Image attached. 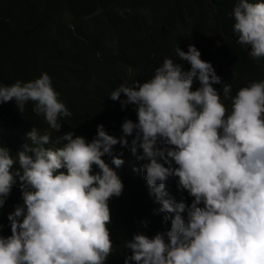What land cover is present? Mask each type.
<instances>
[{
	"label": "clouds",
	"instance_id": "1",
	"mask_svg": "<svg viewBox=\"0 0 264 264\" xmlns=\"http://www.w3.org/2000/svg\"><path fill=\"white\" fill-rule=\"evenodd\" d=\"M232 15L238 43L264 58V0H236ZM176 55L189 70L165 58L149 80L110 94L135 106L122 131L102 121L67 131L72 112L46 72L0 85V109L40 121L15 154L0 144V209L18 182L23 198L0 264H106L127 224L125 264H264V80L229 110L231 84L200 50ZM18 130L0 111V133Z\"/></svg>",
	"mask_w": 264,
	"mask_h": 264
},
{
	"label": "trees",
	"instance_id": "2",
	"mask_svg": "<svg viewBox=\"0 0 264 264\" xmlns=\"http://www.w3.org/2000/svg\"><path fill=\"white\" fill-rule=\"evenodd\" d=\"M235 3L0 0V85L32 81L46 72L72 112L71 117L61 118L69 124L65 125L67 131L78 135L101 121L122 131L126 119L137 121L135 106L124 108L119 101H112L110 94L122 84L149 80L165 58L189 70L190 64L179 60L176 48L187 51L189 44H194L223 83L231 84L230 98L224 100L231 110V98L242 87L264 80V58L254 60L249 55L250 46L238 43L232 15ZM223 83L213 85L221 95ZM0 111L7 122L19 127L14 133H0V144L15 154L27 140V127L40 121L28 111L23 116L9 107ZM21 204L18 182L0 209V235H11L7 217ZM121 229L123 234L106 264H125V255L131 254L121 242L131 235L132 226Z\"/></svg>",
	"mask_w": 264,
	"mask_h": 264
}]
</instances>
